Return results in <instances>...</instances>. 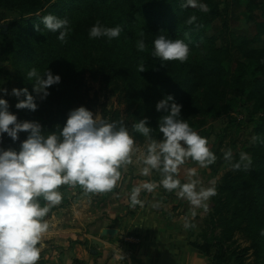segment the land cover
I'll return each instance as SVG.
<instances>
[{
  "label": "trees",
  "instance_id": "1",
  "mask_svg": "<svg viewBox=\"0 0 264 264\" xmlns=\"http://www.w3.org/2000/svg\"><path fill=\"white\" fill-rule=\"evenodd\" d=\"M51 1L53 0H0V10L15 12L19 17L17 21L7 22L5 35L16 41L23 42L24 38L27 39L22 51L26 55L28 71L35 67L43 75L48 68L54 75L61 77L59 84L50 86V95L44 100L33 91L35 82L27 86L38 107L36 111L24 109L26 121L39 122L43 128L49 125L47 131H44L45 135L50 131L58 132L59 126L63 127L67 120L65 109L88 98L85 77L99 82L109 96L116 97L125 105L127 118L132 119L131 130L134 122L147 117L148 126L153 129L152 136L156 139L162 138L158 131L161 115L156 110V104L167 96H172L173 102L182 106L181 116L188 123H195L198 127L206 124L205 117L197 118L191 114V118H186L184 111L192 101L195 103L194 94L205 84L207 76L210 81L206 117L210 118L224 116L231 111L234 97L243 93L240 84L244 83V74H248L250 67L252 72H260V86L264 89V39L258 35L251 36L252 38L237 35L228 29L227 13L238 10L241 0H198V3L207 5L209 10L206 12L199 7H185V0H55L52 4ZM37 13L40 16L24 18ZM48 14L69 21L70 31L66 42L62 43L57 38L59 32L54 33L44 28L41 17ZM192 16L196 20L189 24L188 20ZM80 18L92 21L93 25L99 22L108 28L128 26L141 32L145 36L144 40L149 42L153 40L152 32H168L187 45L191 43L201 46L203 55L192 63L161 61L152 57V54L147 58L144 52L138 58L130 57L125 60L119 52L125 48L121 31L119 37L111 40L107 37L93 39L97 45V53H90L85 59L70 63V56L74 55V51L79 53L82 47L81 36L75 34L78 33L75 32V25L80 22ZM34 22L39 25L40 30L23 35L27 25ZM116 22L120 23L116 25ZM215 23L219 26L214 28ZM254 26L257 33H264V25L257 23ZM211 29H215L214 34L209 36L207 32ZM145 31L147 33L144 34ZM254 42H261L262 48L250 49V43ZM147 44L151 50V43ZM64 64L69 66L61 73ZM140 64L145 65L144 72L137 70ZM154 89L156 93L153 92ZM252 98L253 95L248 93L247 100ZM54 106L59 109L60 117L54 115L53 120L49 121V112ZM108 116L109 122H121L118 111L109 112ZM56 121H60L59 124ZM124 125L127 127L126 123ZM135 134L139 138L143 137L139 133ZM258 142L257 136L252 148L251 168L247 171L232 168L216 184L217 195L211 198L209 218L203 221L205 228L199 234L201 244L193 243V247L201 251H217L211 260L213 264H231L232 259L235 264H245L248 252H251L253 264H264V235L261 234L264 232V177L261 166L264 158L262 151L258 149ZM0 147L19 149L12 144ZM237 161L239 159L232 163ZM232 196L238 198L235 204L230 199ZM41 203H44L42 199ZM64 204L62 199L61 204L53 207L50 212ZM226 214L230 216L227 225L233 222L228 235L234 230H241L250 240L247 247L238 251V256L235 250L228 255L222 247L224 238L214 235V222L225 218Z\"/></svg>",
  "mask_w": 264,
  "mask_h": 264
},
{
  "label": "clouds",
  "instance_id": "2",
  "mask_svg": "<svg viewBox=\"0 0 264 264\" xmlns=\"http://www.w3.org/2000/svg\"><path fill=\"white\" fill-rule=\"evenodd\" d=\"M184 6L199 7L205 12L209 10L198 0H185ZM195 20L196 17L192 16L188 23ZM41 23L48 31L59 32L57 38L62 43L66 42L70 31L67 19L48 14L41 17ZM121 31L120 26L108 28L97 22L90 28L89 38L107 37L111 40L119 37ZM145 47L142 39L138 41V51H144ZM189 51L188 45L181 39L158 35L153 41L152 56L161 61L183 63L187 61ZM137 70L144 72L145 65H138ZM27 78L35 80L33 91L41 100L50 95V86L61 82V77L48 68L41 75L33 67L28 71ZM8 94L6 88L0 87V137L6 133L17 141L19 133L26 132L28 135L18 150L0 147V264H39L45 247L42 237L50 227L45 218L63 199L59 188L62 185H78L88 194L112 192L121 179V169L133 163L135 140L123 121L109 122L101 119L100 115L94 118L93 112L85 106L70 110L63 127L59 126L58 132L50 131L45 135V129L39 122L18 121L17 115L9 111V103L4 98ZM10 94L18 100L15 104L17 109L37 110L35 97L27 88H12ZM181 108L173 102L172 96L157 102L156 110L166 113L159 120L161 139L153 138V129L148 126L147 117L133 123L132 130L146 138V151L142 157L144 166L140 174L149 176L155 170L160 173L161 179L158 183L144 181L134 186L129 193L130 207H142L141 192L151 193L157 187L176 192L179 198L186 199L194 208L205 210L208 208L206 202L217 195L214 186L198 189L199 180L182 183L178 178L186 160L191 159L201 168H207L217 160L208 146V138L201 136L182 118ZM224 159L237 171H247L252 165L251 156L243 152L239 161L232 163L231 149L224 152ZM188 175L196 176V169H189ZM211 183L214 185L215 181ZM194 226L189 222L184 224L185 229ZM261 234L264 235V232Z\"/></svg>",
  "mask_w": 264,
  "mask_h": 264
},
{
  "label": "rangeland",
  "instance_id": "3",
  "mask_svg": "<svg viewBox=\"0 0 264 264\" xmlns=\"http://www.w3.org/2000/svg\"><path fill=\"white\" fill-rule=\"evenodd\" d=\"M54 2L55 0L51 1V4ZM241 2V7L238 10H235L232 13L229 11L227 13L229 31L246 37L258 35L261 39H264V33H257L254 26V24L257 23L264 25V0H241ZM32 16H40V13L26 16L24 18ZM18 19L19 17H17L15 12L0 10V87L8 90L9 94L4 96V98L9 103V111L17 115L19 122H23L26 121L24 109H17L15 107L18 100L10 93L12 88H27V86H30V83L35 82V80H29L26 74L29 65L27 64L26 55L22 51V48L23 43L26 42L27 39L24 38L25 40L23 42L16 41V39H12L5 35L7 22H14ZM79 21L80 22H77L75 25V32H78L75 34L81 36L82 47L78 51L79 53H75L74 51V55L70 56V63L85 59L90 53H97V45L95 44V41L89 38V30L93 26L92 21L83 18H80ZM114 24L118 25L117 22ZM37 25L38 24L35 22L28 24L24 29L23 35L27 36L29 32L39 31L40 28L37 30ZM216 26H219V24L214 25V28ZM214 30L215 29H211L208 31L207 35H213ZM145 33L147 32L145 31L144 34ZM151 35L153 40L149 42L144 40L145 36L141 32H136L128 26L122 28V41H124L126 45L123 43L125 46V48L123 47L124 51L119 52H121V55L125 60L130 57L138 58L143 52L144 56L148 58V55L152 54L153 51V41L158 35H165L170 39H175V37L168 34V32L163 34L154 31ZM29 36L33 38L36 37L33 35ZM141 39L146 46L144 51H138L137 49V43ZM147 43H151V50ZM262 46L261 42H254L250 43L249 48L258 50L261 49ZM188 47L190 51L187 61L192 63L196 59L199 60L202 58L203 54L201 46L190 43L188 44ZM68 66L69 65L64 64L61 73H64ZM244 77V83L240 84L243 93H241L239 97H234L235 99L232 103L233 107L228 114L216 118L206 117L208 114L209 76H207V80L202 88L194 94L195 103H192V101L191 105L188 104L186 106L184 111L186 118H191L193 116L197 118L205 117L207 119L206 124L201 127L196 126L195 123H192V125L191 123L189 124L201 136L208 138V146L210 150L216 154L217 160L207 168H201L191 159L186 160L178 173V178L182 183L196 179L200 181V184L197 185L198 189L200 187H215L216 184L232 170L231 163L224 159V152L231 149L233 153L232 162L239 159L240 153L242 152L251 156L252 148L256 143V139L254 138L257 136L259 138L258 149L259 151H262V156L264 158V122H262L264 119V89L260 86V81H262L261 74L259 71L252 72V67H250L248 74L246 72ZM84 82L88 89V98L82 100V102L77 105H73L71 108L64 110V108L61 107V110L65 111L64 114L66 119L70 110L80 106H85L92 111L94 118L96 115H100L101 119L107 121L109 118V112L118 111L121 118L120 120L127 124L130 135L134 137L136 150L133 153V163L121 169V179L118 181L112 192L88 194L78 185L75 187L62 185L59 188V191L63 195V202H65L69 208H76L75 210L76 214H78V220L81 222L85 221L87 224H91L92 221L97 223L102 220L101 223H103L106 218L109 221L107 224L110 225V222L113 223L110 226L115 227V223H118L121 227V232L118 235H115V232L109 231L107 239L117 241V248L120 249L126 247V250L131 255H134L137 249V241L141 234L140 230L132 225V220L135 221L137 218H132L131 216H133V214L137 215L138 211L142 209L143 221L146 224L145 228H147V230L156 232L155 229L159 228L164 230V234L173 231L176 242H182L184 240L189 243L195 252H197L199 264H213L211 260L217 253L216 250L211 249L206 252L193 247V243L201 244L199 234L201 230L205 228L203 221L208 220L209 218V213L212 207L211 198L206 202L208 204L207 210L204 208H194L186 199L179 198L176 192H168L163 187H157L151 193L145 191L141 192L139 198L143 201L142 207L140 205H137L134 208L130 207L129 193L132 188L144 181L158 183L161 179L160 173L154 170L149 176H142L140 174V170L144 166L142 163V157L146 151V138H139L138 135L131 130L132 119L130 120V118H127L125 105L116 97L109 96L101 84L92 80V78L85 77ZM153 92H155V89ZM248 93L253 95V98L250 100H247ZM157 98L160 100L159 96ZM20 99H24V97H20ZM58 110L59 109L55 106L53 107L51 113L49 112V121L50 119L53 120V117H55L54 115L60 117V111L58 112ZM160 115L161 117L165 115L163 110L160 111ZM59 122L60 121H56L55 123L59 124ZM48 126L44 128V131H47L46 128H48ZM27 135L28 133L21 132L19 133V139L13 141L5 133L0 137V146L12 144L19 147L20 143L27 138ZM261 166L262 175L264 177V164ZM189 169H196V176H189ZM213 180L215 181L214 185L211 183ZM230 199H232V204H235L238 201L236 196H232ZM262 199V209L264 210V196ZM109 201L114 205L112 207L114 210L109 207ZM115 204L118 205L115 206ZM154 204L157 206L154 207ZM86 206H89V208L85 209ZM75 210L73 211V214ZM99 210L101 211L100 213ZM103 211L107 212V214H103ZM193 212H195V216H193ZM229 217V214H226L225 218L218 219L214 222V235L219 238H224L222 240V247L224 251L228 252V255L231 254V251L235 250V254L238 256V251L247 247L250 240L241 230H234L228 235L229 227L233 225V222L230 225H227L230 220ZM185 222H189L195 226L185 229ZM141 228L143 227L141 226ZM147 230L142 231L143 234H145V231ZM230 263L235 264L234 259H232ZM245 264H253L251 252H248L245 255Z\"/></svg>",
  "mask_w": 264,
  "mask_h": 264
},
{
  "label": "crops",
  "instance_id": "4",
  "mask_svg": "<svg viewBox=\"0 0 264 264\" xmlns=\"http://www.w3.org/2000/svg\"><path fill=\"white\" fill-rule=\"evenodd\" d=\"M108 205L111 208L114 206L111 201ZM75 209L67 207L65 203L53 209L45 218L50 227L42 237L45 247L41 251L39 264H199L197 252L184 240L176 242L173 231L164 234V230L159 228L155 229L156 232L147 230L142 209L131 216L137 218L132 220L133 227L141 232L134 255L128 253L126 247L117 248V241L107 239L109 231L115 232V235L121 232L118 223H115V227L110 226L113 223L107 224L109 221L105 218L103 223L100 220L87 224L78 220ZM144 230H147L145 234L142 232Z\"/></svg>",
  "mask_w": 264,
  "mask_h": 264
}]
</instances>
